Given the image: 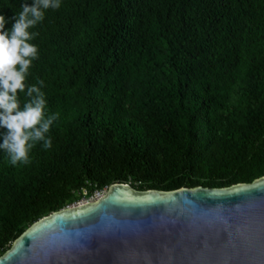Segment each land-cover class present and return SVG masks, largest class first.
<instances>
[{
    "label": "trees",
    "instance_id": "trees-1",
    "mask_svg": "<svg viewBox=\"0 0 264 264\" xmlns=\"http://www.w3.org/2000/svg\"><path fill=\"white\" fill-rule=\"evenodd\" d=\"M23 3L0 0V15L12 18ZM136 11L141 26L130 23L125 34L115 10L125 35L120 50L114 28L68 31L72 58L53 64L60 73L46 92V112L59 117L52 147L38 144L30 163L15 166L0 150V254L33 222L74 201L71 190L87 180L168 191L264 175V0H197L184 9L148 0ZM167 16L179 19L176 28L163 23Z\"/></svg>",
    "mask_w": 264,
    "mask_h": 264
},
{
    "label": "water",
    "instance_id": "water-1",
    "mask_svg": "<svg viewBox=\"0 0 264 264\" xmlns=\"http://www.w3.org/2000/svg\"><path fill=\"white\" fill-rule=\"evenodd\" d=\"M0 264H264V176L169 191L115 183L34 223Z\"/></svg>",
    "mask_w": 264,
    "mask_h": 264
},
{
    "label": "clouds",
    "instance_id": "clouds-1",
    "mask_svg": "<svg viewBox=\"0 0 264 264\" xmlns=\"http://www.w3.org/2000/svg\"><path fill=\"white\" fill-rule=\"evenodd\" d=\"M147 1L115 0L113 7L103 2L93 4L90 0H27V3L20 5L21 10L16 12L12 18L0 15V150L7 155L11 165L30 163L31 152L38 144L45 150L52 147L50 131L53 124L58 123L59 117L56 113L48 114L46 112L50 105L46 98V92L51 86L49 78L60 73L59 68L53 64L60 62L65 55H67L66 58H72L68 52L72 36L68 31L78 25L94 34H100L107 30L112 31L114 28L120 36V50L125 35L122 31L119 14L115 10L123 12L126 34L130 23H134L131 25H136L138 28L141 26V17L136 9L143 11ZM175 1L181 9H184L197 0ZM132 10H135L136 15ZM152 10L158 14L162 13L154 6ZM50 13L66 15L68 20L52 19L48 17ZM137 22L138 24H136ZM163 23L176 28L179 19L167 16ZM137 37L144 41L142 34ZM148 46L150 47V45ZM135 52L133 45L126 55L127 60ZM65 81L56 83L54 86L60 88L66 84ZM115 183H126L133 186L130 182ZM115 183L101 187L97 183L93 185L92 181L87 180L86 185L71 190L76 196L74 201L43 215L26 230L56 211L98 202ZM98 192L100 194H97ZM18 238L11 243L10 248ZM4 253L0 254V257Z\"/></svg>",
    "mask_w": 264,
    "mask_h": 264
},
{
    "label": "built area",
    "instance_id": "built-area-1",
    "mask_svg": "<svg viewBox=\"0 0 264 264\" xmlns=\"http://www.w3.org/2000/svg\"><path fill=\"white\" fill-rule=\"evenodd\" d=\"M102 192H103V191H102ZM97 194H100V192H98ZM95 197H96V196H95ZM95 197H94V198H95Z\"/></svg>",
    "mask_w": 264,
    "mask_h": 264
}]
</instances>
